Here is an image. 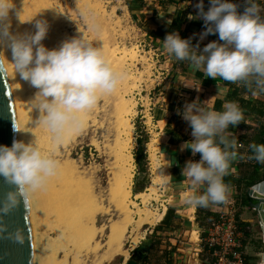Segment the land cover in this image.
I'll return each mask as SVG.
<instances>
[{
  "label": "clouds",
  "instance_id": "9594fccd",
  "mask_svg": "<svg viewBox=\"0 0 264 264\" xmlns=\"http://www.w3.org/2000/svg\"><path fill=\"white\" fill-rule=\"evenodd\" d=\"M209 3L205 11L204 0H199L196 16L189 14L188 18L203 19L201 39L216 33L218 40L200 49L198 44H191L190 38H182L173 31L163 39L164 49L177 60L188 62L193 71H202L205 77L242 83L253 94L264 93V16L257 0H244L246 6L242 12L232 0H209ZM13 8L14 0H0V44L10 48L12 55L9 60L0 52V68L7 71L10 67L15 76L18 73L38 90L34 100L40 112L39 122L51 132L55 144H60L83 127L86 113L100 95L115 90L122 74L114 69L102 48L95 46L84 33L52 49L41 43L48 31V23L43 19L35 21L32 33H12L8 17ZM81 15L86 18L87 14L82 10ZM182 115L194 137L182 147L191 149L193 155L200 153L198 161L189 160L183 166L182 175L193 189L185 193L183 203L198 207L224 203L230 193L223 178L231 161L238 156L237 140L230 138L226 130L229 125L244 121L243 112L235 102H226L222 111L193 102L184 106ZM13 130H25L15 118ZM249 148V159L264 163V143L253 142ZM57 169L58 161L44 152L36 139L0 145V176L14 185L0 200V213L10 212L21 201L27 208L32 193L43 188ZM200 186L204 190L196 191ZM5 230L0 225V233ZM8 235L16 243L24 242L21 228Z\"/></svg>",
  "mask_w": 264,
  "mask_h": 264
},
{
  "label": "rangeland",
  "instance_id": "374dc122",
  "mask_svg": "<svg viewBox=\"0 0 264 264\" xmlns=\"http://www.w3.org/2000/svg\"><path fill=\"white\" fill-rule=\"evenodd\" d=\"M50 1L57 9L59 15H57V20H59L60 23L71 25V27L70 25L68 26L71 38L82 36L84 33L97 47V42L99 40L105 56L108 55L106 58L109 59L114 69L117 71L119 68H121V70L123 69L125 75H123L124 71H119L122 74V79L119 81L115 90L111 93L100 95L95 106L86 113L87 119L83 127L70 135L65 144L63 142L58 144V147L52 148V146L49 147L45 144L44 137L46 138V133L44 132H46L47 128H44V125L39 122L40 112L36 107V103L33 101L34 99L30 98L31 101L28 103V127L30 128H28L29 132L25 139L26 143L36 139L41 149L43 148L42 150L44 152L50 153L53 158L58 161V166L68 163L73 165V167L76 168L77 177H81L83 180L86 179V182L89 183V187L94 191L97 197L98 204H101L98 210L90 214L88 211L89 209L87 210V206H85V208L84 205H78L80 207L79 209V207L75 205L78 208L74 207L75 210H70V212L67 211L63 219L62 216H57L55 211L48 206V211H46V207L45 211L38 208L37 213L39 215L37 213L35 215L38 238L35 263L75 264V258L77 257L79 264H123L132 256L134 248L145 239L147 230L157 222L156 220L159 214L154 222L145 221L141 219V216H149L150 219V214H152L153 211L158 213L161 212L172 192V189L168 188L170 184L168 180L169 177L166 178L164 173L165 170H168V158L165 143L166 137L162 134V130L166 127L165 122L167 119L173 116V108L169 105L171 102L167 99V92L170 91L168 87L169 82H173L176 76L172 66L175 57L174 55L168 54L163 46L155 44L154 41L150 39L151 37L149 36L147 27H145V22L138 21L134 13L129 11L126 6V0ZM82 10L86 12V18L81 15ZM53 18L52 21L55 19ZM77 26L81 28L78 29ZM114 49L117 50V57L114 54L112 55ZM119 49H121V52ZM128 49L133 52V55L130 54ZM124 50H127V52H124ZM121 53L128 56L124 59ZM118 57L119 59L117 61L120 63L117 61L115 63ZM120 57L122 60H120ZM121 62L123 63L121 64ZM118 64L120 65L119 68L116 66ZM27 88H29V86L24 87L25 94H32L30 97H33L34 94H29ZM120 90L121 92H119ZM120 95H122L128 103L135 104V112L130 115V117L132 116L131 121L133 124V144L130 150L133 158L134 150L137 146L135 123L138 116L142 115V124H144L150 136L149 142L153 141V147H151V144H147L150 180H152L155 166L162 172L164 180L158 183L156 187H159L156 188L155 192H151L149 197L145 199L142 197H135L133 194L135 193L133 191V184L138 169L135 159H133L134 176L132 182V198L137 202L138 206L134 208L132 221L127 224L125 232L116 243L118 250L110 253L106 245L109 234L108 225L113 219H119L122 216L108 199V183L111 175V168L115 163V148L118 143L117 141L124 139L123 135H119L117 132L120 127L116 116L117 110L115 109L118 108L117 105ZM117 135L120 139H118ZM57 148L58 150H56ZM59 173L60 170L57 169L55 175L49 178L45 186L53 185L56 182V180L54 182V177L59 178ZM56 183L55 186L53 185L55 189L59 188L60 181L58 180ZM167 190L170 191L167 192ZM147 208L150 210H147ZM139 209L141 211L145 209V211L140 212ZM76 210H79V212H76ZM253 211L254 209L250 210V215L252 214V216L250 217L249 230L251 231L249 232L252 236L259 238V236L262 235V228L258 213ZM82 212H85L83 217ZM72 215L74 217H71ZM76 215H80V217ZM82 218L84 221L80 220ZM90 218L95 219L97 224L102 225L104 229L101 232H96L91 239H84L79 228L82 227V225L84 226L85 223L86 226L91 225ZM80 221L82 223H79ZM73 222H77L76 225L73 224ZM69 225H71V229ZM76 226L78 227L77 229H75ZM59 229H64L62 234L59 233ZM76 230L79 232H76ZM79 235L80 237H77ZM95 242H97L98 246L95 245ZM93 246L96 247L93 248ZM257 258L259 264L263 255L261 256L260 254ZM64 259H66V261Z\"/></svg>",
  "mask_w": 264,
  "mask_h": 264
},
{
  "label": "crops",
  "instance_id": "0c3cea01",
  "mask_svg": "<svg viewBox=\"0 0 264 264\" xmlns=\"http://www.w3.org/2000/svg\"><path fill=\"white\" fill-rule=\"evenodd\" d=\"M129 1L132 5L129 8L126 4L127 8L134 13L138 21L145 22L150 39L155 44L163 46V40L153 38L150 31L161 24H170L175 19L182 20L181 28L176 32L182 38H190L191 44H198L200 49L207 43L218 40L216 33L201 39L200 34L205 28L203 19L188 18L189 14L196 16L198 12L196 4L199 0ZM232 2L237 4L239 12H242L246 6L244 0H232ZM257 3L261 7V15L264 16V0H257ZM209 6V0H204L205 11ZM172 66L176 76L173 82H169L170 91L167 92V99L171 102L169 105L173 108V116L167 119L166 127L162 130V134L166 137L168 158V170L164 173L166 178L169 177L168 188L172 189V192L165 207L159 212L157 222L146 232V235L148 232H155L154 245L150 249H141V253L145 250L143 264H202L206 260V247L203 246V239L207 235L209 221L224 208V203L210 204L208 207L187 206L183 203L185 193L193 191L190 181L182 175L183 166L189 160L198 161L200 159V153L193 155L191 149L182 147L185 142L194 139L191 126L182 115L184 106L196 102L205 108L222 111L226 102L237 103L243 112L244 121L236 126L229 125L226 131L230 138H235L237 142L251 144L254 134L264 127V93L253 94V91L242 83L224 81L219 77H205L202 71H193L188 62L176 58ZM248 107L261 110V115L248 111ZM251 168L252 166L245 168L237 157L231 161L228 174L223 178L229 188L228 199L236 200L240 226L241 228L248 227V229L252 214L250 215V209L242 205L241 192L236 181L241 178L245 170L250 171ZM263 171L264 163L261 172ZM203 190L204 186L196 189L199 192ZM253 212L257 213L255 209ZM195 231L197 238L193 237ZM248 234L244 246L246 254L255 258L260 254L262 256L264 252L263 235L258 238L252 236L249 231Z\"/></svg>",
  "mask_w": 264,
  "mask_h": 264
},
{
  "label": "bare ground",
  "instance_id": "6f19581e",
  "mask_svg": "<svg viewBox=\"0 0 264 264\" xmlns=\"http://www.w3.org/2000/svg\"><path fill=\"white\" fill-rule=\"evenodd\" d=\"M57 15H58L57 9L53 6V4L50 0H14V8L11 10V12L9 14L8 23L10 24V31L12 33H14V34H26V33H32L35 31L34 25H35V21L37 19H43V20L47 21L48 31H47V34L44 37V39L41 41V43L44 46H46L47 48L52 49V48H58L62 44V42H64L65 40L71 39L70 33L68 31L69 30L68 26L70 24L66 25V24H63L62 22L60 23V21L57 20V17L59 15L58 16ZM52 18L54 19V21H52ZM70 27H71V25H70ZM79 28H81V27L79 26L78 29ZM97 44H98V47L102 48L101 42L99 40H98ZM120 50L121 49H119V51ZM116 51L117 50L114 49L112 51V55L114 54L116 56V53H117ZM125 51L127 52V50H124V52ZM0 52H3L4 55L9 60L12 59L11 49L7 48L5 44H0ZM121 54H123L124 59L128 56V55L125 56L124 53H121ZM130 54L133 55V52L130 51ZM0 55H2V53H0ZM106 55H107V53H106ZM134 55H136V54H134ZM118 59H119V57L115 60V63ZM120 60H122V58ZM117 62L120 63L119 61H117ZM124 62H125V60H124ZM122 63L123 62H121V64ZM4 64L7 67V60L6 59L4 60ZM116 66H118V68H119L120 65L118 64ZM119 71H124V70L123 69L121 70V68H119L118 72ZM6 75L8 78L11 94L13 97V102H14L15 112H16V120H18L20 122L21 127L25 129V130H21V131H16V140H22V141L26 142L25 139L27 138V133L29 132L28 128H30V127H28V125H29L28 124L29 123L28 122V120H29L28 119V116H29V114H28L29 113L28 112V103H29V101H31L30 98L34 99L35 94L38 90L36 88H34L30 84V82H28L26 80H22L18 73L15 76V74L12 72L10 67H7ZM123 75H125V71H124ZM127 78H126V80H127ZM23 81H24V83H23ZM25 85L27 87L29 86V88H27V92L29 94L33 93L34 94L33 97H30V95H32V94H30V95L25 94V91H24V87H26ZM119 92H121V90ZM122 94H124V93H122ZM33 101H34V103H36L35 100H33ZM134 105H133V103L132 104L128 103L127 100H125V98L122 95H120L119 96V102L117 105L118 108L115 109V110H117L116 116L118 118V123H119L118 125L120 127L119 131H117V132L119 133V135L122 134L124 139L119 140V141L116 140L118 143L116 142L117 146L115 148V153H114L115 154V163H114L113 167L111 168V173H110L111 175H110L109 183H108V199L114 205L115 209L118 210L122 214V216L121 217L119 216L120 217L119 219H113L110 222V224L108 225L109 234H108V239L106 241V243H107L106 245H107L108 251L110 253H113V252L118 250L116 243L119 241L120 237L125 232V230L127 228V224L132 221L134 208H137V206H138L137 202L132 198V193H133L132 192V182H133V176H134V174H133V170H134L133 169V167H134L133 159L134 158H133L132 152L130 150V147L133 144V142H132L133 124L131 121L132 116L130 117V115H132L135 112ZM34 109H35V107H34ZM36 110H37V108H36ZM38 114H39V112H38ZM86 119H87V115H85L84 123L86 122ZM43 127L45 128V126H43ZM44 133H46V135H45L46 138L44 137V141L46 142L45 144H47L49 147L52 146V148L59 146L58 144H55V142L53 141L52 134L48 129ZM117 137H118V135H117ZM118 139H120V138L118 137ZM66 140L63 142L64 144H65ZM148 144H151V147H153V141H150ZM56 150H58V148ZM58 169L60 170V173H59L60 175H59V178L54 177V182H55V180H56V182L58 180L60 181L59 188L55 189V187H54L55 183H56L55 182L53 184L54 186L53 185H47L48 187L44 186L43 188L32 193V195H31V202H30L29 211H28V219H29V225H30V231H31V237H32V243H33V249H34L35 257L37 254V240H38L37 232H36V225L37 224H36V216L35 215L38 211V208H40L44 211H45V207H46V211H48L47 210L48 207L52 208L55 211L56 215L62 216V219H63V216H64V214L66 215L67 211L70 212V210H75V208H74V207H76L75 205H77V206L78 205H84V207L87 206V210L89 209L88 210L89 214L98 210L100 205H101V204L100 205L98 204L97 197L95 196L94 191L89 187V185H88L89 183L86 182V179L83 180V178L81 179V177L80 178L77 177L76 171H75L76 168H74L73 165H71L69 163L65 164V165H59ZM163 180H164V178L162 176V172L160 171V169L157 166H155L151 183L147 186L146 191L144 190L141 192L133 193L134 196L135 197H142L144 199L149 197L151 192H155L156 188L159 187V186L156 187L158 185V183L163 181ZM62 187H65V188H62ZM169 191L170 190H167V192H169ZM37 205H38V207H37ZM78 207H76V208H78ZM79 209H80V207H79ZM147 210H150V209L147 208ZM139 211L143 212V211H145V209H143V211H141L139 209ZM76 212H79V210H76ZM84 213L85 212H82V217H83ZM86 213H87V211H86ZM158 214H159L158 212L153 211L152 214H150L151 215L150 219H149V216H147V217L141 216V219H144L145 221L154 222L155 219L157 218ZM73 215H75V214H73ZM73 215L71 217H74ZM49 216H51V215H49ZM76 216L80 217V215H76ZM93 217H94V215H93ZM50 220L52 221L51 217H50ZM80 220H83V218ZM76 223L73 222V224H75V225H76ZM79 223H82V222L80 221ZM69 224H71V223H69ZM85 224H84V226L82 225V227L79 228L80 232H82V234H83L84 239L85 238L91 239V237H93L96 232H101L104 229V227L102 225L97 224L96 220L93 218L91 219V223H90L91 225H88L89 224L88 223L87 224L88 226H86ZM69 226L71 229V225H69ZM77 228L78 227L76 226L75 229H77ZM63 230L59 229V233L62 234ZM76 232H79V231L76 230ZM76 232H75V234H76ZM73 235H74V233H73ZM77 237H80V235ZM77 237H75V238H77ZM83 237H81V238H83ZM193 237L197 238L196 231L193 232ZM71 238H73V237H71ZM197 240H199V239H197ZM88 241H87V243H88ZM90 242H91V240H90ZM95 243L94 244L96 246H98L97 242H95ZM83 244H85V243H83ZM95 247L93 246V248H95ZM64 260L66 261V259H64ZM75 264H79L77 257L75 258Z\"/></svg>",
  "mask_w": 264,
  "mask_h": 264
},
{
  "label": "water",
  "instance_id": "95a60500",
  "mask_svg": "<svg viewBox=\"0 0 264 264\" xmlns=\"http://www.w3.org/2000/svg\"><path fill=\"white\" fill-rule=\"evenodd\" d=\"M16 119L15 106L11 94L6 71L0 68V145L11 146L16 140V131L13 130V120ZM14 188L7 179L0 176V200ZM252 199L251 205L259 215L264 239V179L253 184L247 190ZM29 206L26 208L21 201L8 213H0V225L6 229L0 233V264H35V255L28 219ZM16 228L24 230V242L16 243L8 235ZM145 253V250H142ZM264 258V252H263ZM123 264H143L141 260L130 257ZM202 264H210L205 260ZM261 264V262L259 263Z\"/></svg>",
  "mask_w": 264,
  "mask_h": 264
},
{
  "label": "trees",
  "instance_id": "16d2710c",
  "mask_svg": "<svg viewBox=\"0 0 264 264\" xmlns=\"http://www.w3.org/2000/svg\"><path fill=\"white\" fill-rule=\"evenodd\" d=\"M126 4L129 6V8L132 5L129 0H126ZM181 25H182V20L175 19L170 24L164 23L159 25L156 29L151 30L150 34L152 35L153 38L163 40L168 33L172 31H178L181 28ZM247 109L250 112H254L261 115V110H256V109L254 110L253 107H248ZM141 117L142 115L138 116L137 121L135 123L136 133H137V138H136L137 146L134 150V159L138 169L133 184V191L135 193L144 191L151 181L150 170L148 166L149 162H148V150H147V144L149 142L150 136L144 124H142ZM253 142L258 144L264 143V127L260 128L254 134L251 143ZM243 166L246 168L244 164ZM262 167H263V163H258L255 161V163L251 168L252 170L250 171L245 170L241 178H239L236 181L237 187L241 192L242 205L243 207H247L250 210L254 208L251 205L252 199L248 196L247 190L253 184L264 179V171L261 172ZM228 182H230L229 178H228ZM242 229L244 230L246 236L249 235L248 231L250 230L248 229V227H243ZM154 233H155L154 231L148 232L145 239L140 244H138V246L134 248L131 257L141 260L142 263L144 262L145 257L143 256L144 254L141 253V249L143 248L150 249L154 245ZM244 253H245V261L247 264H258V258H255L253 256L250 257L249 255L246 254L245 250Z\"/></svg>",
  "mask_w": 264,
  "mask_h": 264
},
{
  "label": "built area",
  "instance_id": "2783aa9c",
  "mask_svg": "<svg viewBox=\"0 0 264 264\" xmlns=\"http://www.w3.org/2000/svg\"><path fill=\"white\" fill-rule=\"evenodd\" d=\"M238 158L245 166H253L255 160L249 145L238 141ZM247 236L240 226L235 199H227L218 215L208 224L207 235L203 239L206 247V260L210 264H247L244 246Z\"/></svg>",
  "mask_w": 264,
  "mask_h": 264
}]
</instances>
